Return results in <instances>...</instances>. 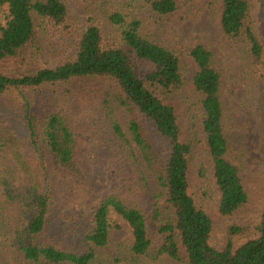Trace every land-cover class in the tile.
Segmentation results:
<instances>
[{"label": "trees", "instance_id": "16d2710c", "mask_svg": "<svg viewBox=\"0 0 264 264\" xmlns=\"http://www.w3.org/2000/svg\"><path fill=\"white\" fill-rule=\"evenodd\" d=\"M210 1H222L220 27L247 76L264 82V34L253 19L264 0ZM177 11L178 0H0V103L29 133L27 142L0 120V160L25 176L22 187L6 186L19 215L15 227L0 219V250L27 264H264V210L258 222L236 219L250 192L245 150L225 121L223 69L207 45H167L165 20ZM186 57L197 67L222 249L188 176L196 122L185 136L173 103L188 83ZM199 175L210 190L208 170ZM117 216L134 241H114Z\"/></svg>", "mask_w": 264, "mask_h": 264}, {"label": "rangeland", "instance_id": "374dc122", "mask_svg": "<svg viewBox=\"0 0 264 264\" xmlns=\"http://www.w3.org/2000/svg\"><path fill=\"white\" fill-rule=\"evenodd\" d=\"M73 5V0H69ZM179 11L165 20L164 32L167 45L172 48L184 44L186 47L198 45L209 46L216 55V60L223 69V84L221 88L224 101L225 121L231 128L232 136L240 139L246 153L244 182L250 192V203L237 212L236 219L241 222H258L264 210V82H253L246 73L247 62L239 50L232 47L220 27V9L222 1L212 4L210 0H178ZM255 27L264 34V7L255 5L253 14ZM45 43V42H44ZM51 52L45 45V62L54 66ZM189 77L182 98L173 103L184 125L185 136L189 135L193 119L199 141L194 147V162L189 171L191 190L194 196L207 206L213 221L214 231L212 244L219 249L224 248L226 240L225 222L218 213L220 192L213 178L212 160L209 155L206 136L202 129V118L199 112L198 95L194 91L193 77L197 67L189 58H185ZM123 126L126 128L128 118L122 111H118ZM0 120H10L15 124L17 132L25 141H29V133L19 116L6 104L0 103ZM209 173V188L203 184L199 175L201 168ZM107 170L102 167L98 175L99 182L107 178ZM110 175V174H109ZM25 183L22 172L13 169L11 158L0 160V219L15 227L19 215L16 204L11 203L6 195L9 189H18ZM116 220L121 229L113 231V239L117 243L134 241L132 229L118 216ZM0 250V259L4 264H27L22 258H12ZM172 263L168 261L166 264Z\"/></svg>", "mask_w": 264, "mask_h": 264}]
</instances>
